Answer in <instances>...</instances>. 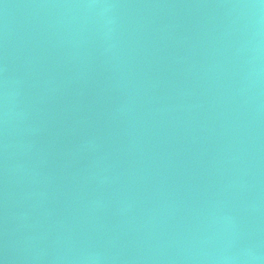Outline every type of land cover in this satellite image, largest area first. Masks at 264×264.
<instances>
[{
	"label": "water",
	"instance_id": "water-1",
	"mask_svg": "<svg viewBox=\"0 0 264 264\" xmlns=\"http://www.w3.org/2000/svg\"><path fill=\"white\" fill-rule=\"evenodd\" d=\"M0 264H264V0H0Z\"/></svg>",
	"mask_w": 264,
	"mask_h": 264
}]
</instances>
